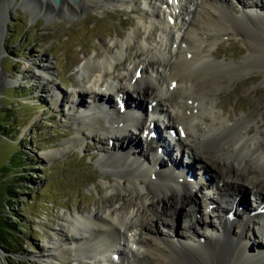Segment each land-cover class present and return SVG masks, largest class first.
Returning a JSON list of instances; mask_svg holds the SVG:
<instances>
[{
	"label": "bare ground",
	"instance_id": "6f19581e",
	"mask_svg": "<svg viewBox=\"0 0 264 264\" xmlns=\"http://www.w3.org/2000/svg\"><path fill=\"white\" fill-rule=\"evenodd\" d=\"M25 1L30 3L29 9H35L34 13L44 11L51 13L50 16L63 10L73 16H82L88 11L128 6L135 11L134 15L138 14L137 22L147 33L140 40L139 33L134 31L125 42L114 46L113 56H95L81 63V86L85 93L88 92L91 106L80 105L84 95L80 90L84 89H76L70 96L73 102H67L68 109H83L79 114L83 117L84 111L96 109L99 100L104 102V97L111 93L104 115L97 117L94 124L83 120L84 123L78 121L77 126H88L84 129H88L89 134H100L105 139V147H118L108 151L99 163H103L101 167L113 170V184L108 180L107 183L121 199L116 205L105 208L104 217L98 213L81 215L74 210L73 216H66L57 232L60 239L72 235L74 244L78 245L74 251L81 252L91 264H100V260H107L103 264H116L108 259V254L113 251L119 264H264V242L255 240H264V182L257 181V173L250 167L256 164L264 171L262 142L257 136H250L247 116L229 114L220 100L254 71L264 76V3H254L256 7L249 9L239 0H233L236 4L232 6L228 4L229 0H184L180 4L184 23L180 26L177 21L172 25L168 23V17H172L168 12H175L169 0H145L144 8L151 11L150 17L156 18L157 23H147L146 17L131 6V2L142 0H78L77 3L60 0L59 6L46 0ZM1 4L0 1V7ZM235 6L240 7L241 13L232 10ZM157 26L162 31L159 48L149 42L150 33L156 32ZM166 32L172 36H166ZM226 41H240L246 47L244 56L237 60H218L217 46ZM161 51L166 53L165 58L160 57ZM120 63L126 65L124 74L115 75L113 83L106 82V78H112V72L119 71ZM137 72L139 76H136ZM37 73V80H50L48 64ZM3 83L0 73V85ZM101 91L103 96L99 95ZM65 99L59 93L53 98L54 105ZM152 103L155 106L148 117L159 111L164 120L168 119L172 126L169 132L172 130L176 135L179 148L192 156L191 163L185 164L167 152L162 158L157 153L158 145L164 140L157 122L163 121H145L143 114ZM121 110L128 117L126 121ZM134 123L137 129L133 134L128 129ZM151 123L157 141L146 140L147 144L142 145L134 135L139 133L146 139V135L154 130H148ZM112 132L118 136L116 139L108 138ZM85 141L84 134L79 131L78 137L68 145H82ZM58 154L46 159L50 161ZM211 159L217 166L210 164ZM202 163L204 167H201ZM178 165L180 171H176ZM152 174L158 178L155 182L150 178ZM200 174H211L216 180L197 191L203 195L199 199L201 204L193 192L198 189L195 180ZM213 188L218 193L211 195L209 191ZM124 195L131 197L129 203L124 202ZM222 201L231 207L234 202H240L243 210H237L229 223L218 219L219 229L206 238L195 235L193 240H182L175 233L171 238L161 235L160 229L172 230L174 223L171 226V220L179 216L190 218L189 228L198 224L193 221L200 214L197 207L206 209L207 205H215L213 214L218 218L223 209L217 203ZM188 207L193 208L192 212ZM232 209L228 208V212L233 213ZM122 213L131 216L129 221L127 214ZM240 221L255 225L254 233L245 236L244 228L238 226ZM234 229L238 230L235 234ZM122 246L125 251L120 250ZM51 248L52 253L47 254L45 264H56L70 252L62 251L57 244ZM252 250H255L254 254Z\"/></svg>",
	"mask_w": 264,
	"mask_h": 264
},
{
	"label": "rangeland",
	"instance_id": "374dc122",
	"mask_svg": "<svg viewBox=\"0 0 264 264\" xmlns=\"http://www.w3.org/2000/svg\"><path fill=\"white\" fill-rule=\"evenodd\" d=\"M0 1L3 2L0 7V73L4 78V83L0 85V123H2L0 215L12 218L14 221L18 217L13 214L11 207L6 208L8 203L1 188L4 181L12 179L14 174L18 175L23 171L19 165H26L29 170L25 171L30 175L26 186L29 190L20 191L16 198L20 204L15 209L26 212V218L20 219L23 222L14 225L18 230L25 228L22 230L24 235L18 233L15 236L25 241L22 253L10 256L0 249V264H45L47 254L52 253L50 251L53 244H57L62 251L70 250L67 257L55 262L56 264H91L87 263L81 252L74 251L78 245L74 244L72 235L60 239L57 232L62 227L65 217L73 216L74 210L84 215L98 213L104 217L105 208L110 204L116 205L121 199L107 183L108 180L113 184V170L101 167L103 163H99V160L102 162V157L107 156L108 151L112 149L115 151L117 147H105L103 144L105 140L100 134L92 132L87 135L88 130L86 131L84 126L78 128V121L83 124V120L89 121L91 117H87L88 111H84V116L80 117V110L70 111L68 104L73 102L70 98L72 92L76 89H84L80 81L81 74L78 73L79 63L95 56L100 58L106 55L113 56L116 52L114 46L125 42L134 31L140 36L143 35L142 40L147 33L137 22L138 14L134 15L135 11L132 12L128 6L112 8L108 5L110 8L88 11L82 16H73L69 11L63 10L58 15L50 16L51 13L44 11L34 13L35 9H29L31 5L25 0ZM239 1L243 2V0ZM6 2L7 4H4ZM245 3L246 7H253L254 3L261 4L264 1L245 0ZM228 4L232 6L236 2L229 0ZM133 5L138 9L139 14L146 17L147 23H157L155 19L145 16L144 4L131 2V6ZM232 10L235 13L242 11L236 6ZM182 22H179L180 26ZM150 34L152 35L149 39L150 44L159 48L161 29H156V32ZM165 35L170 36L169 32ZM245 50L246 47L240 41L220 42L216 49L217 59L237 60L244 56ZM165 54L161 51L160 57L165 58L167 56ZM131 61L132 58L128 60L127 65ZM46 64L50 68V80L46 82L37 80V70L43 69V65ZM125 67V64L120 63L119 71L112 72L110 74L112 78H106L105 81L113 83V77L123 75ZM263 77L262 74L254 71L242 78L238 87L235 86L222 95L220 100L224 102L229 114L247 116L250 122V136L259 137L264 150ZM59 93L66 99L59 101L55 106L53 98ZM80 94H84L80 105L87 107L91 102L88 92L85 93L84 89L80 90ZM131 96L132 94L129 97ZM79 131L84 134L85 143L68 145L71 140L78 137ZM6 132L8 135L2 137ZM139 140L143 145L142 138H138ZM17 152L22 156L19 165L11 162V158L16 157ZM56 153H60L58 157L50 161L46 159L47 156ZM203 164L201 167L205 166ZM210 164L217 166L214 159L210 160ZM250 167L254 173H257V181L264 182L262 168L256 164ZM177 168L180 171V167ZM4 172H7V178ZM23 173L21 175H24ZM205 176L210 179L209 184L216 182L211 174ZM150 178L154 182L158 180L156 174H152ZM125 187L128 186L125 184ZM194 195L201 204L199 199L203 195L197 192ZM128 201H131V197L124 195V202ZM239 203L234 202L231 207L233 213L224 210L223 214H219V218L211 213L212 210L208 211L203 208L204 206L197 207L200 214L198 213V217L193 221L199 225L195 223L189 228L190 218L179 216L171 220L170 225L174 223L172 230L159 228L163 231H160L161 235L171 238L175 233L182 240H193L195 235H199L196 238H206L208 234L219 229L218 219L222 218L229 223L238 209L243 210V206ZM219 205L226 206L223 201ZM188 210L192 212L193 208L188 207ZM122 214H127V220L131 218L128 213ZM238 224L239 227L244 228L247 237L255 231L253 224L247 225L241 221ZM210 225L212 227L209 228ZM236 231L238 230L234 229V234ZM82 236L84 237L85 234ZM255 240L264 242L262 238ZM121 250L125 251V247L122 246ZM252 252L254 254L255 250ZM114 261L120 260L114 258Z\"/></svg>",
	"mask_w": 264,
	"mask_h": 264
},
{
	"label": "trees",
	"instance_id": "16d2710c",
	"mask_svg": "<svg viewBox=\"0 0 264 264\" xmlns=\"http://www.w3.org/2000/svg\"><path fill=\"white\" fill-rule=\"evenodd\" d=\"M0 128H2V123H0ZM7 132L5 135L2 134V137L7 136L8 135ZM15 154L16 157L13 156L11 158V162H14L15 164L19 165L20 164L19 161H21L22 156L21 154H19V152ZM19 167L21 168V170H23L22 172H24L23 173L24 175H21L22 172L18 173V175L14 174L12 179L8 180V181L12 180V182H8L7 180H5L1 187L4 193V197L6 198V202L8 203L6 204V208L11 207V211L13 212V214L18 215V217H16V221H14L12 218H5L2 215H0V249H2L5 253H7L10 256L21 254L22 247L25 244L24 240H22L19 237H15L16 234L18 233L24 235L22 230H25V228L22 227L18 230V228L16 229L14 225L17 226L19 222H23L20 219L24 220V218H26L25 216L26 212L20 210L18 211L15 208H17L18 204H20L18 199H16L20 194L19 192L20 191L25 192V190H29V187L26 186L29 183L30 175H28L25 171V170H29V168H27L26 165H19ZM4 173H6L5 178H7L8 176L7 172ZM15 244H17L18 246H15Z\"/></svg>",
	"mask_w": 264,
	"mask_h": 264
},
{
	"label": "water",
	"instance_id": "95a60500",
	"mask_svg": "<svg viewBox=\"0 0 264 264\" xmlns=\"http://www.w3.org/2000/svg\"><path fill=\"white\" fill-rule=\"evenodd\" d=\"M46 1H51L54 5H58L60 4V0H46Z\"/></svg>",
	"mask_w": 264,
	"mask_h": 264
}]
</instances>
